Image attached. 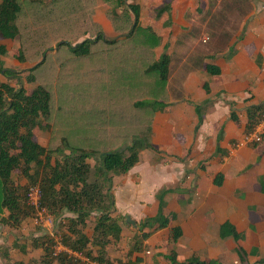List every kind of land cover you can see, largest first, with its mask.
Returning a JSON list of instances; mask_svg holds the SVG:
<instances>
[{
	"label": "trees",
	"instance_id": "obj_1",
	"mask_svg": "<svg viewBox=\"0 0 264 264\" xmlns=\"http://www.w3.org/2000/svg\"><path fill=\"white\" fill-rule=\"evenodd\" d=\"M103 1L117 33L110 38L92 19L95 0H0V40L15 39L13 56L27 65L16 71L0 58V224L18 228L33 216L34 208L26 204L25 194L28 187L37 186L38 208L57 226L59 242L96 264H110L105 246L118 241L124 223V216L112 215L111 178L126 173L137 162L135 145L153 149L150 126L154 112L166 104L170 64L165 44L155 56L159 36L138 23L137 3ZM171 3L162 0L154 6L153 16H169ZM78 37L82 38L71 43ZM6 50L0 41V57ZM203 70L211 75L219 71L211 63H205ZM21 79L34 86L27 91ZM203 89L208 92L205 83ZM194 110L197 123L193 131L201 121L200 106L195 105ZM245 113L244 129L249 131L264 114V99L247 106ZM228 116L236 120L233 110ZM34 128L50 131L49 146L34 139ZM124 143H129L125 155L117 146ZM218 149L216 146L215 151ZM88 159H93V165ZM15 170L25 184L14 181ZM217 176L214 183L219 185ZM172 190L156 192L155 215L139 221L138 233L127 240V258L117 264H138L140 256L131 255L141 250L142 240L174 219L173 213L162 212L164 196ZM88 225L89 235L84 232ZM179 234L177 226L170 227L171 240ZM219 237L237 240L242 234L224 221L219 225ZM53 244L47 232L27 243L14 242L11 247L20 252L29 246L40 248L41 253L37 260L8 264H88L65 252L53 255ZM2 252L9 261L6 249ZM236 252V264H247L243 250L237 247ZM168 260L170 264H224L195 257L177 262L173 252Z\"/></svg>",
	"mask_w": 264,
	"mask_h": 264
},
{
	"label": "crops",
	"instance_id": "obj_2",
	"mask_svg": "<svg viewBox=\"0 0 264 264\" xmlns=\"http://www.w3.org/2000/svg\"><path fill=\"white\" fill-rule=\"evenodd\" d=\"M173 8L172 2L170 13ZM249 13L237 21L234 33L219 32L223 41L218 48L212 45V36L203 38L211 42L205 52L198 49L193 54L203 63L199 67H180L175 78L170 76L171 85L168 70L166 104L154 112L150 126L153 149L144 148L126 173L111 178L115 209L112 215L124 218L129 215L136 225L122 222L118 241L105 246L110 264L127 258V240L138 233L139 221L155 215L158 203L155 194L165 188L173 190L164 196L162 212L173 213L174 219L142 240L141 250L131 255V258L140 256L138 264H170V252L177 262L195 257L236 264L237 247L243 250L245 263L264 264V136L254 145H235L245 132V108L264 99V3ZM92 19L100 25L94 13ZM107 21L109 29L104 28L103 34L117 35ZM190 26L188 23L186 28ZM0 41L5 44L6 40ZM176 41L174 36L173 46ZM205 63L217 66L218 73L205 72ZM209 75L213 84L207 82ZM204 83L208 92L203 89ZM195 105L200 106L201 121L193 131L197 123ZM229 110H233L236 120L229 118ZM216 173L219 185L214 183ZM224 221L232 224L242 237L220 238L219 225ZM20 226L15 228L19 231L17 237L9 230L14 228L0 224V248L6 247L9 258L8 261L0 255V264L12 262L11 252L23 254L11 247L14 242L27 243L43 233L30 234ZM172 226L180 231L175 240L170 237ZM58 232L47 229L54 243L59 242ZM84 232L90 234V225ZM27 250L34 255L31 260H37L41 253L40 248L26 246L24 253Z\"/></svg>",
	"mask_w": 264,
	"mask_h": 264
},
{
	"label": "rangeland",
	"instance_id": "obj_3",
	"mask_svg": "<svg viewBox=\"0 0 264 264\" xmlns=\"http://www.w3.org/2000/svg\"><path fill=\"white\" fill-rule=\"evenodd\" d=\"M161 1L162 0H126V3H137L139 6L138 23L142 26L150 27L151 30L158 34L160 41L153 50L155 56L158 55V53H160V51L162 50L161 44L163 42L167 46L166 52H168L170 55V85L173 82L171 80V77L175 78L178 75L180 67H188L190 65H198L199 67V65L203 64L200 58H197L198 56L193 55L198 49L201 53H203L205 52V49L209 47L211 39L203 41V38H205L206 36H212V45L218 48L221 42L223 41V35H220L219 32H224L226 34L234 33L237 28V21L241 20L244 16H247L248 12L251 13L253 8L260 5V3H264V0H172L174 8L172 9L169 15L170 18H166L165 13H163L160 17H154L153 8L154 6L158 5ZM184 2H186V5L184 8H182V4ZM176 5L179 8L176 7ZM108 8V4H106L103 0H95L93 13L94 18L98 22H100L101 32L104 28L109 29V23H107V20H109V18H107L106 16V11L108 10ZM168 19L170 20V23ZM102 22L105 23L107 26L103 25ZM188 23H191L189 29L186 28V25ZM111 36L112 35L105 34V37L107 38H110ZM174 36L177 39V43L175 46H173ZM213 36H216V38H213ZM81 38L82 37H78L71 41V43H75L74 41H78ZM5 45L7 47L6 53L4 54V56L0 57L4 65L16 71L24 70L26 65L19 64L13 56L15 48L17 46L16 40H6ZM221 46L223 47V45ZM41 68L43 67H40L39 69ZM39 74L40 70H37V83L39 81ZM212 78L213 77L209 75V78L207 80L208 84H213ZM1 79L4 80L3 77H1ZM10 81L13 82L14 80ZM21 84L26 88L27 91H29L34 86V83H26L23 79H21ZM47 86L51 87V83H49ZM171 94L173 93L171 92ZM50 107L53 112V106L50 105ZM33 137L39 144L43 146H49V142L51 141L49 139V130L42 131L34 128ZM127 144L129 143L117 145L119 146L118 148L120 149L123 155L128 153V150L125 148ZM134 150H136L140 155V152L144 150V148L141 147V145H135ZM88 162L90 165H93V159H88ZM203 163H205V160H203ZM12 177L14 181L19 185H23L26 183L25 180L22 179L21 176L18 174L17 170L13 172ZM22 193H24V191ZM29 218H32L31 222L26 219L22 222V226H20V228L22 227L21 229L26 230L27 233L32 234L34 232L38 233L41 231L47 232V229L52 230V228L53 232L56 229L58 231L57 226L52 222V219H50L49 217H47L48 223L46 222V224L43 226L37 222L35 216ZM9 230L13 232L15 236L19 237L18 230V232L15 228ZM5 249L6 247L2 249L0 248V255H2V251H5ZM31 252L32 251L29 250H27V253L23 254L11 252V260L25 261L26 259L31 257L28 260V262H30L32 257H34L33 253Z\"/></svg>",
	"mask_w": 264,
	"mask_h": 264
},
{
	"label": "built area",
	"instance_id": "obj_4",
	"mask_svg": "<svg viewBox=\"0 0 264 264\" xmlns=\"http://www.w3.org/2000/svg\"><path fill=\"white\" fill-rule=\"evenodd\" d=\"M264 130V114L257 120V122L253 125L249 131H245L241 138L236 142L235 145H246V144H253L258 143L261 140V136ZM26 204L34 208L33 216L40 225H45L46 222L48 223L47 215L43 208H38V200H39V191L37 186H30L28 187L26 194H25ZM32 216V217H33ZM52 254L56 255L59 252H65L67 255H70L74 258L79 259L80 261L88 264H95L90 261L83 255L70 251L65 248L60 242H56L52 245Z\"/></svg>",
	"mask_w": 264,
	"mask_h": 264
},
{
	"label": "water",
	"instance_id": "obj_5",
	"mask_svg": "<svg viewBox=\"0 0 264 264\" xmlns=\"http://www.w3.org/2000/svg\"><path fill=\"white\" fill-rule=\"evenodd\" d=\"M117 150H118V149H117ZM124 221H125V223H127V224H131L132 226H135V225H136V224H135V221H134L133 219H131V218L129 217V215H125Z\"/></svg>",
	"mask_w": 264,
	"mask_h": 264
}]
</instances>
